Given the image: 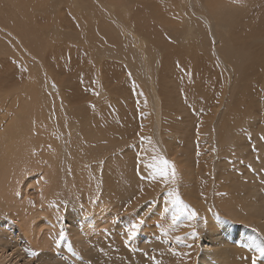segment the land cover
I'll return each mask as SVG.
<instances>
[{"label":"rangeland","instance_id":"rangeland-1","mask_svg":"<svg viewBox=\"0 0 264 264\" xmlns=\"http://www.w3.org/2000/svg\"><path fill=\"white\" fill-rule=\"evenodd\" d=\"M206 2L208 0H0V146L7 145L11 136V140L15 139L12 134L15 126L18 128L15 140L18 137L22 140L19 146L11 143L14 167L9 178L12 185L6 193L19 201L16 207L29 209L30 213L25 214L32 218V226L42 223L44 215H55L49 211L46 214L39 207L44 194H51V200L64 206L70 205L75 194L74 172L79 167L80 171L87 172L82 183H87L88 178L93 184L95 202L102 196V187L95 185L98 180L90 176L91 171L94 175L97 170L105 171L111 176L112 171L105 166L109 164L111 169L122 171L121 163L127 166L126 171H135L141 184L135 195L125 200L136 212L140 204L151 203L150 218L154 215L156 219L150 220L148 225H155L156 231L162 229L160 223L178 227L194 222L195 226L187 231L201 238L207 214H200L197 209L202 208L200 204L208 186L215 191V198L210 202L213 214L218 219L226 218L216 202L224 201L222 195H226L228 186L224 193L217 192L221 184L216 175L208 174L211 184L196 176L198 171H220L224 155L223 161L229 163L232 170L228 169L229 180H237L247 171L245 176L259 183L256 196L264 198V168H254L257 161L254 164L252 160L227 158L225 149L216 145L213 152L217 154L219 149V154L221 150L222 159L204 153L210 141L219 140L214 127L225 123L231 128L232 141L237 140L235 132L242 135L246 156L257 158L254 137L264 148L261 132L264 131V45L255 42L259 37L260 41L264 40L261 25L264 22H256L255 12L252 13L254 7L256 13L264 10V0H252L240 6V13L248 16L244 25L228 28V24H224L227 19L219 24L210 14L209 18H215L213 34L204 21L195 23L199 13L207 12ZM223 11L227 12L223 14L226 18L229 10ZM228 44L245 57L240 75L236 73L239 64L230 59ZM252 50L260 54L255 56ZM143 57L159 88L169 132L163 138L172 154H161L152 135L154 113L147 97L145 70L140 65ZM230 66L235 70L231 71ZM164 93L170 94L169 102V96ZM248 108L253 110L250 116ZM240 120H244V127L239 124ZM222 126L218 129L223 130ZM145 149L151 158L148 164L154 162V157L163 156L175 166V182L165 183L158 177L154 179L153 171H141ZM179 171H189L190 188L185 187ZM146 188L150 189L154 200L144 199ZM172 191L178 192L195 210V220L173 223V206L168 196ZM56 195L58 201L54 199ZM234 198V195L227 198L226 205H231ZM242 198L244 200L245 196ZM195 200L197 204H192ZM248 203L238 201L236 206ZM123 204L120 200L107 206L115 209L120 205L117 209L121 210ZM60 208L57 211L60 210V218L66 226L67 212ZM120 212H115V223H120ZM102 233L100 228L82 248L78 247V261L74 263L70 258V264L88 263L83 256L94 247H99L97 250L101 253V243L110 237ZM171 234L176 233L168 231L165 235ZM138 235L136 237L141 236ZM121 241L122 247L131 253L140 252L144 257L143 253L148 252L146 246H142L141 251L140 246L132 247ZM168 244L169 249L174 247V252L177 249L187 252L191 245L185 242V249L175 248L171 239ZM69 247L76 249L72 244ZM58 253L61 254L59 250ZM242 253V264H252L254 258L257 263L263 262L253 250L243 249Z\"/></svg>","mask_w":264,"mask_h":264},{"label":"bare ground","instance_id":"bare-ground-1","mask_svg":"<svg viewBox=\"0 0 264 264\" xmlns=\"http://www.w3.org/2000/svg\"><path fill=\"white\" fill-rule=\"evenodd\" d=\"M251 1L208 0V2L205 3V10L207 12L199 13L197 15V21L195 23L199 24L200 21H204L207 24V28L209 29V32L211 34H213L212 29L214 28L215 24L212 22H214L215 18H209L210 14L216 17V20L219 22V24L222 19H227L228 21H224L225 23H223L225 25L228 24V28L230 25L239 26V24L241 23L242 25H244V22H247L245 21V19H247L248 16L245 17L242 13H240V6L245 5V3ZM242 8L244 10L246 9V7ZM254 8H252V13L253 11L255 12V15H253L254 17L256 16L255 21L259 24L262 21L264 22V10L262 9V12H260L259 9L256 13ZM218 9H220L221 11H219ZM223 10H229L226 18L223 16V14L227 12ZM220 15L223 18L220 19V17H218ZM254 17H252V20L250 19V22L253 21ZM170 19L171 17L169 18V20ZM261 25L264 26V24ZM247 27L250 26L248 25ZM255 42H261V45H264V40L260 41V37L257 38V41ZM229 45L230 44H228L227 46L229 48L228 53L230 55V59H233L236 63L239 64L238 68L236 69V73L240 75L243 69L245 57L242 53L237 52L235 48L232 49L233 46ZM244 54L247 53L244 52ZM254 54L255 56H258L260 54V51H256V53L254 52ZM238 55H240V58H238ZM141 61L142 64L140 63V65H142L145 70L144 77L147 80V97L149 99V102H151L152 110L154 113L152 135L157 142V145L159 146V150L162 152L161 154H167L168 152L172 154V151H170L169 148V144H167V142L165 141L166 139L163 138V136H167L169 132L165 122L166 114L163 110V103H161V96L158 91L159 88L157 89V85L155 86L156 81L154 82L153 80V72H151V69L144 57L141 58L140 62ZM230 67L231 71L235 70L234 67ZM164 95L166 94L164 93ZM164 98L166 99V97ZM169 99L170 96L168 98V102L170 101ZM248 109V113L250 116V113L253 110H250L252 108ZM252 116L255 115L252 114ZM243 123L244 120H240L239 124H241V126H243ZM219 126L222 125H216L214 127V130L216 129L214 131V134L215 137L219 136L220 141L213 140L210 141L208 145L205 143L207 146L206 149L204 148V153H210L212 158H219L220 160L222 159L220 158L222 157L221 155H223L221 154V150L225 149L227 158H234V160H236L237 158L235 159V157H238V160L240 161L252 160L254 164L255 161H257L256 166L253 165L254 168H264V160L262 158V154H264V148L262 142H257L256 137H254L253 139L257 143L254 142L253 147L256 148L257 158L249 157L248 155L246 156V153H243V150L245 149L243 148L244 142L242 135H240V133L238 132H235V138L237 140L232 141V138H234V136L231 134V128H229V124L225 123L222 126L223 130L218 129ZM19 127H21V125ZM17 129L18 128L15 126L12 130V134L15 139L18 132ZM259 131H261V129L257 130V132ZM261 132L263 133L262 137H264V131ZM5 135L4 137H6ZM11 137L9 138V143L7 145L5 144L4 146L3 144V146H0V264H70V258H72L74 260V263H76L78 261V256L76 255V253H78V247L82 248L87 243V240H89V238L98 233L100 228H102L103 235H106V233L110 235L109 239L104 244L101 243V253H99V251L97 250L99 247H94V249L92 248L91 251L88 250L89 252L87 254H85L86 252L84 251L85 255L83 257H87L86 259L88 260V263L80 262L79 264H242L243 249L254 251V248L251 246L253 242L264 239V198L259 195L256 196V188L258 189L259 183L253 182L252 178L245 176V174L248 173L247 171H243V176L238 177L237 180L230 181L229 177L231 175L228 174V169L230 168L228 166L230 164L226 163L225 160L223 161V159H225V155L222 161H220L224 162V166L222 165L223 167L219 166L221 167L220 171H198V173L196 174V176L199 178L205 180L207 179L208 183L210 184L212 183V181L209 179L208 174H213L214 176L216 175L217 180L221 184L220 189L217 190V192L224 193V190H227L226 186H228L229 188L225 192L226 195H222V197H224V201L216 202L222 214L226 217L225 219H218L217 216L213 214V210L211 209L210 204L211 200H214L215 198V191L214 189H211V186V188L209 186L206 187L207 190L205 189V194L202 197L203 201L200 204L202 208L197 209L200 214L202 212H205L207 214V218L204 220L205 224L203 225L204 234L201 238H199L200 236L198 235L193 237L192 234H190L192 232L187 231L195 226L193 224L194 222H192L191 224H180L178 227H172L174 225L171 224L164 225V223H160L162 225V229H157V231L156 229L154 230L155 225L153 227L149 226L148 222L150 220L153 221L154 219H156L153 214V219L150 218L151 213H149V210L150 208H152V204L149 202L142 205L140 204L136 212L135 207L131 206L130 203H127L128 201L126 202L125 200L128 196L135 195L136 188L140 186L141 181L135 176V171H126L127 166L123 163H121L122 171L119 170L120 168H117L119 171H115L114 168L111 169V167H109V164L105 166L108 171H112L111 176H107L105 171L97 170V172H95V175L94 171H91V174L88 171V174H90V176L92 175L97 177L98 181L95 182V185L100 184V186L102 187V196L100 197L98 202H95V198L92 195L93 184L89 182L88 178L86 181L87 183H82L84 181L83 175L86 171H80V167L77 168L78 171L76 169L74 172V175H76L74 177L75 194L73 193L74 195L72 200L70 201V205H62V203L58 201L59 199H57V195L54 197V199L56 198L58 203L51 200L53 198V196H50L51 194H44L42 201L39 202V207L42 208L44 213L46 212L47 214V211L55 212V215H44L43 217L41 214V216L43 217L42 223L35 224L37 226L34 227L31 225L32 218H30V215L25 214L26 212H29V209L16 207L15 203H18L19 201H14V199H12L11 193H6L9 192L10 185H12V183H10L9 181V178H12V174L10 173V171L14 167V164H11V162H13L11 156L14 149L11 146V143H17L18 146L20 145V143H22V140L19 139V137L17 138V140H11ZM215 145L221 149L219 154V149L217 151V154L213 152L214 147H216ZM141 147H143V145H141ZM18 149L19 148H17V150ZM246 152L248 153L249 150ZM144 154L145 155L143 157L142 164H140L142 165L141 171H153L152 168L146 167V165H150L148 163H150L151 161L150 155L147 154L146 149ZM202 156L205 157V155ZM232 163L234 164V161H232ZM177 165H180V162L177 161ZM123 166L124 168H126L123 169ZM258 172L259 171H257L256 173ZM179 173L184 179L185 187L190 188L192 180L191 177H189V171H179ZM206 173L207 176H205ZM98 176H100V178H98ZM142 183H144V186L146 187V182L144 181ZM262 187L264 188V185ZM210 191H212L211 194H209ZM189 195L192 196L191 192L189 193ZM232 195L235 196L233 200L234 202H232L231 205H226V199H230V196ZM144 196V199L151 198L149 188L145 189ZM243 196H245L244 200L248 201L249 203L247 205L241 204L236 206L238 201H244L242 198ZM251 197H258V199H255V201ZM151 199L154 200L153 198ZM120 200L124 202V204L121 205L124 208L121 210L117 209V207H120V205H118L115 209L111 206H107V204L112 205L116 201L120 202ZM255 202L256 205L254 204ZM191 203L197 204V200L192 201ZM213 205L215 206V201L213 202ZM59 207H61L60 209L64 208V210H66L67 212L66 218L68 221L66 222H68L69 224L67 223L66 226H64L63 220L60 218L62 217L61 212H59L60 210L57 211ZM64 210L62 211L63 213ZM116 211H121V215L119 216L120 223H115L114 215H116ZM37 212H39V210H37L36 213ZM135 216H138L139 218H136ZM36 220H34L33 222H35ZM141 221H143V223H141ZM133 224L139 225L136 234L139 233V235H141L140 237H136L135 235L129 238V231L131 230ZM238 224L241 225L237 226ZM62 230H64L65 233V238L63 240L60 239V233L62 232ZM168 231L176 234L165 235ZM181 235L187 236L181 237ZM120 238L127 245L129 243L132 247L140 246V250L142 249V246H146L145 248L148 252L145 251L143 253L145 255L144 257H142L143 255H140V252L131 253V251L129 252V250L122 247V245L124 244L120 240ZM167 239H171L175 248L182 247L183 249H185V242L191 243V247L187 250V252H181L179 251V249L174 252V247L173 249L172 247L171 249H169L170 244H168ZM70 244H72V246L76 249H70ZM45 249L46 251H44ZM58 250L61 254L58 253ZM147 257L149 258V260H147ZM257 264H264V259L263 262H258Z\"/></svg>","mask_w":264,"mask_h":264},{"label":"snow or ice","instance_id":"snow-or-ice-1","mask_svg":"<svg viewBox=\"0 0 264 264\" xmlns=\"http://www.w3.org/2000/svg\"><path fill=\"white\" fill-rule=\"evenodd\" d=\"M146 167H150L153 169L154 179L158 177L162 179L165 183L169 181L175 182V166L171 164L168 160H166L163 156L154 157V162L150 165H146ZM168 196L171 198V204L173 206V223H176L177 221H180L182 219L192 221L197 218V213L195 212V210L191 209V207L181 199L178 192H169ZM141 223H143V221H141ZM138 227L139 225H132V228L129 231V238L136 235ZM192 236L195 237L196 233L193 232ZM64 238L65 234L61 232L60 239L63 240ZM251 246L254 248V251L257 253L258 257L264 259V239L254 241ZM189 247H191V245H189ZM252 264H257L256 258L253 259Z\"/></svg>","mask_w":264,"mask_h":264}]
</instances>
